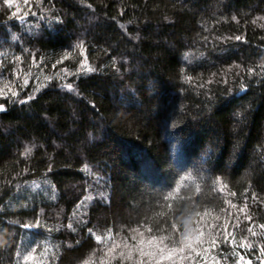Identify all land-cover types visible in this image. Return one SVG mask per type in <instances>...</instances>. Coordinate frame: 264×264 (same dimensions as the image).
Returning a JSON list of instances; mask_svg holds the SVG:
<instances>
[{"label":"trees","instance_id":"trees-1","mask_svg":"<svg viewBox=\"0 0 264 264\" xmlns=\"http://www.w3.org/2000/svg\"><path fill=\"white\" fill-rule=\"evenodd\" d=\"M262 226L264 0H0V264H264Z\"/></svg>","mask_w":264,"mask_h":264},{"label":"snow or ice","instance_id":"snow-or-ice-1","mask_svg":"<svg viewBox=\"0 0 264 264\" xmlns=\"http://www.w3.org/2000/svg\"><path fill=\"white\" fill-rule=\"evenodd\" d=\"M241 211H243V209H241ZM262 227H264V226H262ZM181 251H183V249H181Z\"/></svg>","mask_w":264,"mask_h":264}]
</instances>
